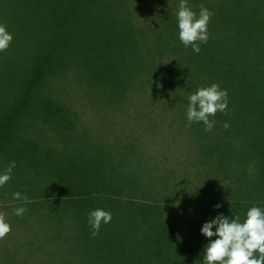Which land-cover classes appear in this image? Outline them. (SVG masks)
Here are the masks:
<instances>
[{"label":"trees","instance_id":"1","mask_svg":"<svg viewBox=\"0 0 264 264\" xmlns=\"http://www.w3.org/2000/svg\"><path fill=\"white\" fill-rule=\"evenodd\" d=\"M154 1L159 12L155 20L150 18L153 7L148 0H36L41 6L30 27L44 26L45 34L40 38L35 33L33 39H38L33 41L34 56L18 66L17 77L10 84L7 79H0L1 91L8 90L0 93V101H6L0 108V174L15 161V173L29 175L30 171L38 181L36 189L30 188L31 193L71 215V232L63 235L66 249L67 243L93 237L88 214L97 208L111 212L112 222L128 229L154 231L150 237L154 246H159L155 253L166 256L180 227L189 230L190 244L200 240L203 224L217 215H239L243 222L252 206L264 208L263 202H255L256 197L264 199V143L258 137L264 135V0H187L197 14L201 5L214 13L208 26L209 40L200 45V53L185 48L179 40L180 0ZM21 4L22 0H0V21L7 17V10L17 13ZM142 6L149 13L141 14L145 21L142 19L144 24L140 26L135 23L133 12ZM59 66L70 67L66 76L74 78L80 88H92L112 101L138 93L150 98L160 95L188 105V96L198 88L219 84L228 92V112L221 114L241 117L242 121L228 119L229 127L224 128L222 141L216 145L218 156L221 163L232 167H223L225 176L239 180L233 186L218 185L217 176L212 175L195 187L186 188L187 192L176 190L174 196L181 197L185 204L169 208L162 203L135 202L138 196H151L148 187L153 176L119 182L111 174L103 176L93 155L65 154L77 144L67 133L70 123L57 115L62 110L60 106L40 93L47 86L52 69ZM138 66L141 71H137ZM186 108L183 105L181 110ZM27 118L32 128L37 121L50 120L51 127L61 132L50 130L59 136L62 147L51 146L39 126L35 130L41 134L39 138L26 136ZM87 143L91 145L90 141ZM254 160L258 162L257 172L246 177ZM162 173L156 178L168 190V174ZM145 179L151 181L148 187ZM255 180L259 182L257 188ZM16 184L19 183L13 185ZM162 193L161 199L173 197L166 191ZM110 202L113 206L107 209ZM217 204L221 207L216 208ZM46 209L42 217L57 225L53 237L56 240L67 221L59 211ZM175 224L179 226L174 230ZM143 251L152 249L147 246ZM70 258L65 257L64 263L77 261Z\"/></svg>","mask_w":264,"mask_h":264},{"label":"rangeland","instance_id":"2","mask_svg":"<svg viewBox=\"0 0 264 264\" xmlns=\"http://www.w3.org/2000/svg\"><path fill=\"white\" fill-rule=\"evenodd\" d=\"M148 1L153 7L150 18L154 19L159 13L158 6L154 0ZM40 6V4L37 5L36 0H22L17 13L7 10L6 7L7 17L3 19V22L0 21L7 26V30L14 37L9 49L6 52H0V79H7V84H10L14 76L17 77L18 66L27 64L34 56L33 41H36L38 36L42 38L45 34L44 26L34 27L35 29L30 27L35 24L33 17ZM148 13L149 10L144 6L139 7V10L136 9L133 12V17H136L135 23L142 26L145 19L141 18V14ZM119 26L123 29L120 24ZM35 33L38 36L33 39ZM132 61L133 58L130 62L128 60L130 64ZM69 68L59 66L56 70L52 69L47 86L42 92L40 91L42 96H46L43 97L44 99L51 100L54 105L60 106V110L63 111L61 110L57 115L65 117L70 123L67 133L73 136L77 144H73L65 154L78 152L79 155H93L95 163L97 165L99 163L104 172L103 176L111 174L116 179H120L119 182L134 179L138 181L144 177L147 178L148 175L153 176L152 184L150 179L144 180L147 187L151 184L148 187L151 196L137 195L138 197L134 198L136 200L131 198L135 202L162 203L169 208L175 204H185V200L181 197L174 196L177 193L176 190L187 192L186 188L195 187L212 175L217 176L218 185L233 186V182L239 180L236 177L225 176L223 167L227 165L221 163L216 145L222 141L223 123L228 119L242 121L241 117L229 118L217 113L215 117H210L215 120V126L210 132L205 131L202 122L193 123L189 127L186 117L187 108L181 110L183 105L188 106L185 102L175 103L174 100L160 95L150 98L145 94L137 95L138 93H129L130 95L128 94L125 98L112 101L109 97L99 95L96 90L92 91V88L87 86L86 89L80 88L74 78L66 76ZM141 70L142 67L138 66L137 71ZM7 91L0 89V93H7ZM165 101L169 104H165ZM4 104L6 101H0V108ZM28 119L24 121L27 124L26 136L39 138L41 134L35 133L39 126L51 146L55 144L61 146L58 144L59 136L50 131L57 130L51 127L49 119L46 122L33 123V128L32 125L28 126ZM258 137L260 142L264 143V135ZM88 141L91 145H88ZM95 144H97L96 148ZM81 149L82 151H79ZM233 158L228 160L232 162ZM251 166L250 174L246 177L256 174L258 162L254 160ZM162 171L168 174V190H165L162 180L156 178L161 174L164 175ZM28 173L29 175H20L19 171L17 173L12 171L11 180L0 188V212L5 214L7 222L12 226L11 235L0 240V264H53L54 261V264H65L64 258H70L69 256L77 261L66 262L67 264H203L202 253L209 240L201 234L198 242L189 244L187 236L189 230L184 226L175 233L178 237L168 248L169 256L164 253H155L159 246H154L155 242L150 236L155 232L151 233V229L149 232H145V228L141 227L132 230L112 221L107 225H101L97 237H91L86 241L81 238L77 242L67 243L66 249L63 235H69L71 232V225H73L71 215L63 208L48 205L42 200L41 195L31 193L30 188L36 189L39 183L37 184L38 181L33 178L30 171ZM15 182L19 184L14 186ZM254 182L257 188L259 182L258 180ZM165 191L173 197L161 199L162 192ZM14 192H20L22 196L26 194L28 201L14 199ZM34 198L36 200H32ZM120 198L127 200L122 196ZM255 202L264 203V199L256 197ZM106 204L108 205L107 202ZM110 206H113L111 202L107 209ZM18 207L27 209L22 217L14 213V209ZM49 207L65 215L67 221L64 224V231L56 240L53 237L58 231L57 225L42 217V214L47 211L46 208ZM51 218H55L54 214ZM178 226L173 225L174 230ZM131 235L132 238H130ZM147 246L152 249V252L143 251ZM165 247L162 248L166 250Z\"/></svg>","mask_w":264,"mask_h":264},{"label":"clouds","instance_id":"3","mask_svg":"<svg viewBox=\"0 0 264 264\" xmlns=\"http://www.w3.org/2000/svg\"><path fill=\"white\" fill-rule=\"evenodd\" d=\"M214 15L209 9L200 6L197 14L188 5L187 0H180L177 21L178 36L185 48L191 47L193 52L200 53L201 44L209 40L208 26ZM13 35L5 24L0 23V52H6L13 42ZM188 106L186 117L188 126L202 122L205 131H211L215 126L217 113L227 114L228 92L222 90L219 84L213 83L208 87L198 88L187 98ZM227 129L229 124L224 123ZM15 161L11 162L3 174H0V188L4 187L12 178ZM13 198L28 201L27 195L14 192ZM216 208L221 207L217 204ZM27 211L24 207L14 209L17 216H23ZM112 214L109 211L97 208L88 214V224L92 229L91 235L96 237L102 224H109ZM215 227V231L213 228ZM12 226L7 222L4 213L0 212V240L11 235ZM201 233L209 242L204 246L203 264H264V208L252 206L246 212V218L241 222L239 215L230 218L223 214L205 222ZM216 237L215 239H212Z\"/></svg>","mask_w":264,"mask_h":264}]
</instances>
